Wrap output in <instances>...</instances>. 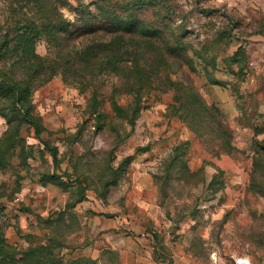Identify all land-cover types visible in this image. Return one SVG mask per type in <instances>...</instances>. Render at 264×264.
<instances>
[{"label": "rangeland", "instance_id": "374dc122", "mask_svg": "<svg viewBox=\"0 0 264 264\" xmlns=\"http://www.w3.org/2000/svg\"><path fill=\"white\" fill-rule=\"evenodd\" d=\"M171 1L175 25L206 61L193 57L195 69L173 79L193 83L203 112L181 110L176 87L154 86L136 103L111 72L79 78L58 56L92 36H40L48 75L6 57L0 235L17 259L51 245L63 264L264 262V0ZM11 9L35 13L28 1L0 0V38L15 27ZM62 13L76 24L68 7ZM18 88L30 90L22 103ZM212 111L230 130L224 146Z\"/></svg>", "mask_w": 264, "mask_h": 264}, {"label": "trees", "instance_id": "16d2710c", "mask_svg": "<svg viewBox=\"0 0 264 264\" xmlns=\"http://www.w3.org/2000/svg\"><path fill=\"white\" fill-rule=\"evenodd\" d=\"M24 1H28L35 13L22 18L19 17L18 11L11 9L10 20L14 21L15 27L0 38L1 75L7 77L4 67L7 65L6 57L10 54L19 63V69L48 75L52 66L42 61L35 53V41L40 36L61 42L69 36H92L95 38L89 40L86 46L69 51L66 60L63 55L66 52L63 49V54L58 56L65 61L64 64L69 70H75L79 78L86 74L88 77H95L99 73L111 72L123 79L128 93L135 96L136 103L141 102L142 97L149 92L148 89L154 86L176 87V92L183 98L182 102H179L180 108L187 111V115L194 112V105L200 106L201 112L207 110L197 88L190 80L173 79L180 72L188 76L185 73L187 67L191 68V71L195 69L193 57L204 63L206 61L202 54L187 42L181 27L175 25L177 10L171 0H89L87 4L75 0L77 6L69 4L68 0ZM67 7L77 18L75 25L66 22L62 10ZM222 39L220 38L218 44L223 43V47H226L227 42H222ZM53 75L54 73H51L49 77L52 78ZM164 79L167 82H163ZM22 82V79L6 80L3 85L11 88L12 85ZM12 91L18 95L17 100L21 103L24 101L23 96L30 92L29 89L23 91L19 88ZM186 98L189 99L187 104ZM176 113L183 116L180 111ZM209 114L218 121V138L222 142L230 134V130L215 112ZM193 115L195 117L192 122L196 123L200 113ZM24 117L30 121L28 107L25 108ZM194 131L197 132V129ZM222 144L224 146L225 143ZM11 249L0 235V264L64 262L51 245L31 250L32 255L23 253L18 259Z\"/></svg>", "mask_w": 264, "mask_h": 264}, {"label": "crops", "instance_id": "0c3cea01", "mask_svg": "<svg viewBox=\"0 0 264 264\" xmlns=\"http://www.w3.org/2000/svg\"><path fill=\"white\" fill-rule=\"evenodd\" d=\"M122 261H123V264H153V263H139L138 259L136 260V258L134 256H130V257L125 256V259L122 258ZM241 261H243V260H241ZM245 261L247 264H253V262L251 260H245ZM175 264H201V263H199V262H197V260L193 259L192 256L184 255L179 260H177ZM259 264H264V262L259 263Z\"/></svg>", "mask_w": 264, "mask_h": 264}, {"label": "bare ground", "instance_id": "6f19581e", "mask_svg": "<svg viewBox=\"0 0 264 264\" xmlns=\"http://www.w3.org/2000/svg\"><path fill=\"white\" fill-rule=\"evenodd\" d=\"M240 262H241V260H240ZM246 262V261H245Z\"/></svg>", "mask_w": 264, "mask_h": 264}]
</instances>
